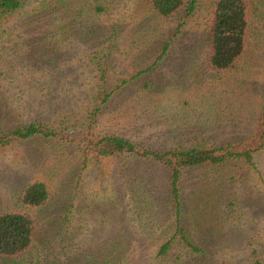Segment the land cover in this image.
Masks as SVG:
<instances>
[{
	"label": "rangeland",
	"instance_id": "obj_1",
	"mask_svg": "<svg viewBox=\"0 0 264 264\" xmlns=\"http://www.w3.org/2000/svg\"><path fill=\"white\" fill-rule=\"evenodd\" d=\"M189 1L163 19L146 0H22L0 19V137L29 123L58 135L0 145V214L32 221L29 248L0 264H264V148L251 168L184 169L177 218L157 163L80 166L89 133L156 152L264 145V0L250 1L244 50L222 71L207 63L213 0H194L184 17ZM33 181L48 199L26 209L19 196ZM175 220L199 252L159 260Z\"/></svg>",
	"mask_w": 264,
	"mask_h": 264
},
{
	"label": "trees",
	"instance_id": "obj_2",
	"mask_svg": "<svg viewBox=\"0 0 264 264\" xmlns=\"http://www.w3.org/2000/svg\"><path fill=\"white\" fill-rule=\"evenodd\" d=\"M251 0H213L208 24L207 36V63L216 71L227 70L241 56L247 32L249 3ZM22 0H0V19L15 13L21 6ZM185 3L184 0H146L147 11L154 18H168L179 12ZM194 0H190L183 10V16H188L193 10ZM98 9L96 8L95 11ZM111 39V38H110ZM110 39H107V43ZM81 40V39H80ZM164 49L166 46L163 47ZM163 49V50H164ZM98 81L104 78L98 69ZM124 84V82H122ZM116 87L112 89L115 90ZM111 95L105 93L98 105L105 104ZM99 107L91 112L90 120L99 115ZM94 121H92V124ZM261 133L259 140L264 137V109L261 114ZM92 128V127H91ZM85 134V132H83ZM86 135V134H85ZM85 135L78 141L81 169L95 161L130 157L138 160H149L163 167L167 172L168 196L177 218L179 210V179L181 172L187 168L216 166L229 161H241L245 167H252V155L264 148L259 144L253 148L243 150L229 146L217 148L191 147L174 148L162 152L150 151L137 146L130 140L118 135ZM58 135L44 129L38 124L29 123L15 128L0 137V145L12 141H24L34 137L53 139ZM60 139L65 137L59 136ZM66 140V139H64ZM69 143L75 142L68 140ZM48 192L45 184L33 181L26 185L19 196L20 204L26 209H36L46 204ZM176 222V220H175ZM171 227V232L157 246L155 257L159 260L167 258L173 249L186 253L185 257L195 255L199 251L189 242L178 225V221ZM32 241V221L29 216L21 212H6L0 214V257H13L27 250ZM176 251L177 253H179Z\"/></svg>",
	"mask_w": 264,
	"mask_h": 264
}]
</instances>
